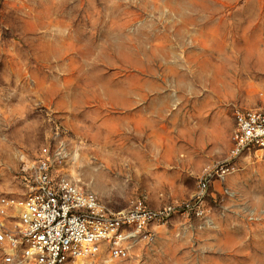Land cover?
<instances>
[{
	"label": "rangeland",
	"instance_id": "1",
	"mask_svg": "<svg viewBox=\"0 0 264 264\" xmlns=\"http://www.w3.org/2000/svg\"><path fill=\"white\" fill-rule=\"evenodd\" d=\"M263 104L264 0H0V199L26 197L44 148L117 211L232 166L203 217L97 264H264V152L230 157L236 110Z\"/></svg>",
	"mask_w": 264,
	"mask_h": 264
},
{
	"label": "built area",
	"instance_id": "2",
	"mask_svg": "<svg viewBox=\"0 0 264 264\" xmlns=\"http://www.w3.org/2000/svg\"><path fill=\"white\" fill-rule=\"evenodd\" d=\"M234 120L230 157L244 149L264 152V104L237 109ZM49 155L44 148L26 197L0 199V249L6 264H97L103 254L112 261L127 259L133 245L151 242L156 225L172 214L203 217L210 183L232 169L228 163L208 169L199 181V193L175 207L151 209L137 200L117 211L75 181L55 178Z\"/></svg>",
	"mask_w": 264,
	"mask_h": 264
}]
</instances>
